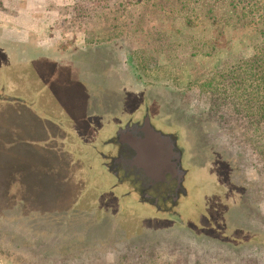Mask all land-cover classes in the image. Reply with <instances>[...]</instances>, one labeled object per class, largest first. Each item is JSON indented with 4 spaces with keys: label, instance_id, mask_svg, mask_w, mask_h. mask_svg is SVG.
<instances>
[{
    "label": "rangeland",
    "instance_id": "374dc122",
    "mask_svg": "<svg viewBox=\"0 0 264 264\" xmlns=\"http://www.w3.org/2000/svg\"><path fill=\"white\" fill-rule=\"evenodd\" d=\"M161 10L0 0V179L27 195L0 200V264H69L63 245L83 249L76 264H264L248 35L209 56L203 20Z\"/></svg>",
    "mask_w": 264,
    "mask_h": 264
},
{
    "label": "trees",
    "instance_id": "16d2710c",
    "mask_svg": "<svg viewBox=\"0 0 264 264\" xmlns=\"http://www.w3.org/2000/svg\"><path fill=\"white\" fill-rule=\"evenodd\" d=\"M135 1L136 3L143 1V4L146 6L151 5L152 7H158L159 10L162 9L160 13L166 20L179 19L187 22L188 19V22H190L186 23L188 25L192 22L203 20L204 22H199L194 25L200 27V24H202L200 32L202 34L207 32L214 39L209 45L206 41L202 47L208 46V51H211L208 52L210 53L208 54L209 56L218 53L221 48L231 51L236 46L233 41L237 38V35H248L244 36V39L250 43L249 47L252 49V55L248 58H239L238 64H240L239 68L246 76V81L250 83V86H246V89H244L247 99H251V92L247 91L249 89H256L257 93L261 96L260 99L263 105L259 106V110L263 111L261 121L264 122V0H176L177 6L175 7L168 6L172 0ZM206 26H210L211 28L207 29ZM204 29L206 30L204 31ZM242 47H244L243 43ZM199 52L203 53L201 48ZM2 180L0 179V200L5 197L16 200L27 197L24 194V186L20 182H13L9 189L7 187L9 182ZM2 224L4 222L0 221V225ZM17 224L20 229L26 232V235L22 234L23 242L28 243V246L36 247L34 236L36 235L37 229L30 225L23 228L19 216L17 217ZM231 236L233 240H239V237L236 235L231 234ZM6 245L8 244L0 241V263L2 255L6 254L4 251L7 249L5 247ZM59 250L66 257L65 261L69 264H76V259L84 258L81 247L72 248V252L68 254L65 251L70 250V248L65 245L60 246ZM31 257L34 256L29 253L28 259H32ZM29 262H31L30 260L27 263L31 264Z\"/></svg>",
    "mask_w": 264,
    "mask_h": 264
},
{
    "label": "crops",
    "instance_id": "0c3cea01",
    "mask_svg": "<svg viewBox=\"0 0 264 264\" xmlns=\"http://www.w3.org/2000/svg\"><path fill=\"white\" fill-rule=\"evenodd\" d=\"M38 31V30H37Z\"/></svg>",
    "mask_w": 264,
    "mask_h": 264
}]
</instances>
